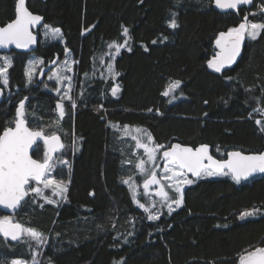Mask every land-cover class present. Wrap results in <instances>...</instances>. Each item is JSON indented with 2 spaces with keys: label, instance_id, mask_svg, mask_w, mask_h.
<instances>
[{
  "label": "trees",
  "instance_id": "16d2710c",
  "mask_svg": "<svg viewBox=\"0 0 264 264\" xmlns=\"http://www.w3.org/2000/svg\"><path fill=\"white\" fill-rule=\"evenodd\" d=\"M259 4L264 2L220 12L212 0L28 1L30 10L65 38L64 44L41 39L34 52L54 68L69 49L79 60L84 90L75 111L68 105L62 119L67 149L58 158L73 164L72 171L56 170L60 181H70L66 201L54 205L28 197L15 214L47 240L40 264H238L241 253L264 247V174L240 183L231 177L194 181L185 188L181 207L171 215L163 208L158 220L149 221L122 183L121 148L112 126L145 128L155 143L167 146L179 140L194 146L209 143L214 149L264 150V132L255 123L261 115L253 112L264 107V33L255 41L246 39L238 60L221 72L207 65L219 51V33L238 26L245 15L264 22V16L251 15ZM173 14L176 28L168 27ZM14 18L15 0H0V25ZM123 28L129 30L131 50L121 48L115 58L121 91L114 97L112 82L98 75L101 60L114 51L108 45L124 42ZM4 54L14 61L0 101V131L12 126L18 99L27 95L26 112L34 108L42 119L30 118L29 126L60 133L50 124L58 116L51 90L42 89L45 82L27 86L24 69L30 53ZM172 81L181 82L175 100L162 95ZM44 150L38 144L34 157L42 159ZM251 209L261 214L239 219ZM17 245L0 238V262L29 259L33 248L24 252ZM34 248L40 256L35 242Z\"/></svg>",
  "mask_w": 264,
  "mask_h": 264
},
{
  "label": "snow or ice",
  "instance_id": "6c2138e0",
  "mask_svg": "<svg viewBox=\"0 0 264 264\" xmlns=\"http://www.w3.org/2000/svg\"><path fill=\"white\" fill-rule=\"evenodd\" d=\"M253 0H214L215 6L221 10H237L241 5L251 4ZM251 15L264 16V5L261 6L259 13ZM42 20L39 15L33 14L27 7L26 0H15V18L3 26H0V48H9L14 45L16 49H29L37 43V36L33 34L32 28ZM168 27L176 28L178 24L173 18L168 21ZM46 31L45 37H60L61 32L58 28H52L44 25ZM264 33V22H252L248 15L244 16L243 21L236 27H231L227 32L219 33L215 44L219 51L207 61L209 68L215 72H221L226 65L233 64L241 53V46L245 39L257 40ZM122 36L124 42H112L108 45L114 49L109 53L111 60L120 53L121 48H128L129 36L128 28H123ZM156 43V41H153ZM67 55V50H65ZM53 64L56 61H52ZM78 61L69 62L67 59L63 62L64 68L48 76L49 80H55L57 83L65 85L64 94L56 104L58 111L57 120L53 123L59 127L60 121L65 116L64 100L71 103V107H76V101L72 99V77L63 75L64 71H72V64ZM101 63L103 61L101 60ZM42 59L33 58L25 66L24 74L27 84L33 82V77L37 72V65H43ZM13 67V57L0 55V94L9 85V70ZM109 73L113 74V79L119 73H115L114 65H108ZM42 74V70H41ZM87 76V73H85ZM231 79V78H229ZM180 81H172L162 93L163 96H171V100L177 97L173 95L180 88ZM56 91L61 92L60 88ZM119 85L111 88V95L117 96ZM28 98L20 100L16 107L15 117L9 122L12 126H6L0 131V207L15 211L28 197L40 198L48 204H59L60 201L67 199L68 185L64 182L56 181L52 178L53 171L58 166L70 165L66 160H60L54 157V154L64 149L65 145L61 142L60 136L53 133L45 135L44 130H33L28 126V113L25 108V101ZM171 102V101H169ZM207 103V101H205ZM103 109V105L99 110ZM151 111V109H149ZM253 112L259 113L261 118L255 120L264 132V107H257ZM34 115V114H33ZM252 116V113H249ZM103 118V117H102ZM117 130L122 131L123 135L131 136L135 141L134 147L143 150V158H138L135 168L142 175L143 192H140V186L137 185L131 177L122 179V183L128 185L132 201L140 209L147 213L149 221H155L160 218L162 213L156 209L157 202L152 199L153 193L150 191L152 186H156L154 195L160 197L159 203L167 207V212L171 215L176 208L183 204V187L192 184L194 181L187 178L191 173L193 177L202 176L230 175L236 182L247 180L255 173H264V152L245 154L242 151H231L227 153V159H215L210 154V146L201 144L196 148L184 146L179 143L171 144L165 148L164 145L156 144L154 137L143 128H130L124 125L121 129L119 125H112ZM42 138L45 150L42 159H34L30 150L35 152L38 148V141ZM218 150V149H217ZM159 154V155H158ZM158 160H163L162 171ZM132 163V161H124ZM33 182L38 186H33ZM70 182V181H69ZM39 185H42L39 186ZM45 190H51V196L45 195ZM169 190L174 195H170ZM148 198V203H141L139 196ZM175 205V208L173 207ZM43 207V205H41ZM260 209L245 210L240 213L239 219L244 220L249 217L260 215ZM0 236L5 240L11 241L24 240L32 248V242L39 247L46 243L43 233L34 229L26 228L23 224L14 221L13 216H0ZM36 254L33 253L32 264H39L36 260ZM3 264V262H0ZM9 264H27L21 259H13ZM238 264H264V247H255L246 250L238 256Z\"/></svg>",
  "mask_w": 264,
  "mask_h": 264
},
{
  "label": "rangeland",
  "instance_id": "374dc122",
  "mask_svg": "<svg viewBox=\"0 0 264 264\" xmlns=\"http://www.w3.org/2000/svg\"><path fill=\"white\" fill-rule=\"evenodd\" d=\"M264 5V4H263ZM261 6H262V4H259L258 5V8H257V10L256 11H252L251 12V14L252 13H257V12H260V10H261ZM249 20L250 21H252L251 19H250V17H249ZM253 22V21H252ZM44 25H49V26H51L52 28H56V27H53L52 25H50V24H43L42 26H41V29H40V32H41V35H42V40L44 41V42H53V41H59V42H61L62 44H64L65 43V38H64V36H63V33H62V31L60 30V32H61V36L60 37H52V36H49V37H45V35H44V32L46 31V29L44 28ZM59 29V28H58ZM247 39V38H246ZM114 52V51H113ZM113 52H111V53H113ZM0 55H3V56H11V55H8V54H4V53H0ZM117 56V55H116ZM116 56H115V58H116ZM12 57V56H11ZM33 58H38V59H42L43 61H44V64L43 65H37V72H36V75L33 77V82L31 83V84H27V86L28 87H31L36 81H37V78H38V75H39V73H40V71H41V69L43 68V67H45L46 66V62H45V60L41 57V56H39L37 53H35V52H31L30 53V55H29V58L27 59V62H26V65L28 64V61L29 60H31V59H33ZM68 60L69 62H72V61H78V63H75V64H72V71H64V73H63V75H65V76H71L72 77V85H73V87H72V91H71V93H70V95H71V97H72V99H74L75 101H76V107L73 109L74 111H75V109L77 108V101L82 97V95H83V87H80L79 86V81H78V73H79V60L74 56V54L69 50V49H67V55H66V53H65V56H64V58L58 63V64H56V66L50 71V72H48V74L45 76L46 77V80L44 81L45 83L43 84V86H42V89L43 90H51V92H52V94H53V96H54V100L56 101V102H58V100H60V97L61 96H63V94H64V88H65V85L64 84H62V83H57V81H55V80H49L48 79V76L49 75H51L52 73H55V72H57V71H60L61 69H63L64 68V64H63V62L65 61V60ZM13 61H14V59H13ZM109 64H113L114 65V71H115V73H118V71H117V69H116V66H115V59L114 60H111L110 59V57H109V59H103V65L101 66V71H100V74L98 75V76H100L101 78H104V80H105V82L107 83V84H109V83H111L112 82V87L114 86V85H119V92H118V94L120 93V91H121V83H120V81H119V75H116L115 76V79H113V74L112 73H109V71H108V65ZM51 82H53V84L55 85V88H52L51 87V85H50V83ZM2 86V85H1ZM111 87V88H112ZM9 88V85H8V87H7V89ZM57 88H60L61 89V92H57L56 91V89ZM111 93V92H110ZM117 94V95H118ZM25 97H28L27 95L25 96H21L19 99H18V102L20 101V100H22V99H24ZM63 103H64V108H66L68 105H71V103H70V101H68V100H64L63 101ZM26 108V107H25ZM27 113L29 114L28 115V120H30V118L31 119H33V120H35V121H38L39 122V120H42V119H38V117H39V115L37 114V111L34 109V108H32L31 110H29V111H27ZM34 114V115H33ZM58 117V116H57ZM57 120V118H55V119H53V121L50 123L55 129L57 128L59 131H60V133L58 132V133H55V134H59V135H65L66 137L68 136V134H67V132L65 131V129H64V127H63V124H62V120L60 121V123H59V127H57L53 122L54 121H56ZM40 123H41V127H42V125H44L45 123L43 122V121H40ZM37 127H39V126H37ZM130 128H137V127H132V126H129ZM121 129L123 128V127H120ZM139 128H142V127H139ZM41 128H39V130H40ZM115 129V132H116V139H117V141H118V144L120 145V148H121V154H122V166H123V168H124V172H125V178H129V177H131L132 178V180L137 184V185H141L142 186V182H143V176L142 175H140L139 173H138V170L135 168V163L137 162V160H138V158H143V150L142 149H136L135 147H134V145H135V141L132 139V137L131 136H125V135H123V132L122 131H119V130H117V128H114ZM143 129H145V128H143ZM147 130V129H146ZM148 131V130H147ZM65 132H66V134H65ZM149 132V131H148ZM47 135H49V134H47ZM73 139V138H72ZM64 144H65V148L67 149V143L64 141ZM73 144H74V140H73ZM156 144H158V143H156ZM161 145H164L165 147L167 146V145H165V144H161ZM64 148V149H65ZM63 149V150H64ZM72 149H73V147H72ZM218 149V150H217ZM230 149H234V148H231V147H224V148H220V147H217V148H215L214 149V152H215V154L216 155H219V156H222L226 151H228V150H230ZM59 155V154H58ZM58 155L56 156V158H58ZM159 155V154H158ZM58 159H60V160H66L67 162H68V165H70V169H71V171H72V166H73V164H72V160H69V159H61V158H58ZM124 161H132V163H124ZM158 163H160V165H161V168H159V169H157V173H158V175H159V173L162 171V168H163V160H158L157 161ZM58 168H60V170H62V169H66V170H69V167L68 166H58L54 171H53V173L51 174L52 175V178L53 179H55L56 181H59V182H64V183H66L67 185H68V191H69V187H70V182L69 181H60V179H59V176L56 174V170L58 169ZM221 177H231L230 175H228V176H224V175H215V176H202L201 177V179H209V178H221ZM139 178H140V180H139ZM187 178L188 179H190V180H193L191 177H189L188 175H187ZM194 181V180H193ZM140 183V184H139ZM194 183V182H193ZM189 185H191V184H188V185H184V187H183V193H184V191H185V188L187 187V186H189ZM33 186H38V185H36V184H33ZM39 186H41L42 187V185H39ZM141 188V187H140ZM150 191L153 193V195H152V199L153 200H155L156 202H157V204H156V209L157 210H159L161 213H162V210H163V208H167L165 205H162L161 203H159V201H160V197H158V196H155L154 195V191H155V188H152V189H150ZM141 192V191H140ZM143 192V191H142ZM141 192V193H142ZM169 193H170V195H174L173 193H172V191L171 190H169ZM67 194H68V192H67ZM66 194V195H67ZM45 195H47V196H51V190H45ZM140 197H141V203H145V204H147L148 203V198L147 197H144V196H139L138 197V199H140ZM38 198V197H37ZM44 201V200H43ZM66 200H63V201H60L59 202V204H54V205H62L64 202H65ZM184 201V200H183ZM45 202V201H44ZM184 203V202H183ZM173 207L175 208V205H173ZM177 209V208H176ZM13 218H14V220L15 221H19V222H21V220L20 219H18V218H16V215H14L13 216ZM250 218V217H249ZM247 219V218H246ZM22 223V222H21ZM26 228H28L26 225H25V223L23 222L22 223ZM24 240H27V237H25L24 238ZM24 240H21V241H18V245L17 246H19L20 248H22L21 250H23L24 252H27V250H28V248H29V250H30V247H29V244L28 243H25L24 242ZM46 243H47V240H46ZM46 243L45 244H43V245H41V246H39L40 247V256H38L37 257V254H38V251H39V248H38V250L36 249V248H34V242H32V248H33V252H31L30 254V258L28 259V258H25V257H22V256H19V257H14L13 259H21V260H23V261H26L27 262V264H32V259H33V253L35 252V253H37L36 254V260L39 262V264L41 263V254H42V251H43V246H45L46 245ZM29 253V252H28ZM12 259V260H13Z\"/></svg>",
  "mask_w": 264,
  "mask_h": 264
},
{
  "label": "water",
  "instance_id": "95a60500",
  "mask_svg": "<svg viewBox=\"0 0 264 264\" xmlns=\"http://www.w3.org/2000/svg\"><path fill=\"white\" fill-rule=\"evenodd\" d=\"M28 1H29V0H26V4H27V7L29 8V6H28ZM212 1H213V7H214L216 10L220 11V12H230V11H234V12H236V11H237V10H221V9H219V8H217V7L215 6L214 0H212ZM255 1H262V2H264V0H253V2H252L251 4H247V5H241V6H239V9L242 8V7H248V8H250V7L253 6V4L255 3ZM239 9H238V10H239ZM29 10H30V8H29ZM30 11H31V10H30ZM31 12H32V11H31ZM32 13L35 14V15H39L40 17H42V20L40 21V23L37 24V25H34L33 28H32L33 34L37 36V43H36L35 45H32V46H31L29 49H27V50H24V49H16L14 45L9 46V48H6V49H4V48H0V53H6V52H12V51H17V52H22V53H31V52H34V51H36V50L38 49V47H39V43H40V34L38 33V30H39V29L41 28V26L44 24V22H45V18H44V16H42L41 14L34 13V12H32ZM0 26H3V25H0ZM245 41H246V39H245ZM245 41H244V43H243L242 46H241V53H242V50H243V48H244ZM241 53H240V55H241ZM240 55L237 57L236 61L238 60V58L240 57ZM236 61H235V62H236ZM235 62H234V63H235ZM234 63H233V64H234ZM233 64H231V65H233ZM231 65H226L224 68H226V67H228V66H231ZM50 68H51V65H50L49 67H46V68L42 69V74H41V72H40V75H39V78H38V82H37L36 85H39V84H41V83L44 82L45 75H46V73L49 71ZM0 87H2V86L0 85ZM4 96H5V90H3V93L0 94V101L3 100ZM27 104H28V99L25 101V107L27 106ZM28 126H29V124H28ZM29 127H30V126H29ZM30 128H31V127H30ZM31 129H32V128H31ZM33 130H35V129H33ZM37 130H38V129H37ZM44 133H45V132H44ZM45 135H47V134L45 133ZM57 135H59V134H57ZM59 136H60L61 142L64 144V140H63V138L61 137V135H59ZM40 143H43L42 138L38 141V144H40ZM176 143H179V144L184 145V146H190V147H192V148H196V147H198V146L201 145V144H207V145L210 146V154H211L215 159H218V160H220V159H227V154H226V157H225V158H220V157L216 156V155L214 154V148H213V146H212L211 144H209V143H200V144L194 146V145H191V144L183 143V142H181V141H179V140H175V141L171 142V143H170L168 146H166L165 148L169 147L171 144H176ZM43 144H44V143H43ZM64 145H65V144H64ZM64 148H65V147H64ZM62 150H63V149H62ZM62 150H60L59 152L55 153V154H54V157L56 158V156H57ZM231 151H242V152H244L245 154L264 152V150L259 151V152H245V151H243V150H241V149L234 148V149H230V150H228L227 153H228V152H231ZM30 154L33 156L34 159H37L36 157H34V155H33V151L30 150ZM262 174H264V173H255V174H253V176H251V177H250L249 179H247V180H251V179H253V178H255V177L259 176V175H262ZM187 175H188L189 177H191L194 181H199V180L201 179V177H200V178L193 177V176L191 175V173H188ZM247 180H242V181H247ZM154 187L156 188V186H152V188H154ZM150 189H151V188H150ZM27 199H28V198H26L25 201L21 204V206H19L15 211H13V210H8V209H4L3 207H0V210H1L4 214H6V215L14 216V215L17 214V212L23 207V205L25 204V202L27 201ZM14 221H15V220H14ZM16 222H19V221H16ZM19 223H21V222H19ZM21 224H22V223H21ZM0 238H2V236H0ZM9 240H10V238H9ZM13 242H18V241H13Z\"/></svg>",
  "mask_w": 264,
  "mask_h": 264
},
{
  "label": "flooded vegetation",
  "instance_id": "af4514ba",
  "mask_svg": "<svg viewBox=\"0 0 264 264\" xmlns=\"http://www.w3.org/2000/svg\"><path fill=\"white\" fill-rule=\"evenodd\" d=\"M40 40H41V35H40ZM49 64H50V63H47V62H46V66L43 67L42 69H44V68H46V67H49V66H50ZM52 68H53V66H51V68L49 69L48 72H50V71L52 70ZM42 69H41V70H42ZM40 72H41V71H40ZM48 72L46 73V75L48 74ZM39 75H40V73H39ZM39 75H38V78H39ZM46 75H45V76H46ZM38 78H37V81L34 83L35 86H36V84H37V82H38ZM45 80H46V77H45L44 81H45ZM225 157H226V156H225ZM225 157H224V158H225ZM154 188H155V187H154ZM151 189H152V188H151ZM155 189H156V188H155ZM2 238H3V237H2Z\"/></svg>",
  "mask_w": 264,
  "mask_h": 264
}]
</instances>
